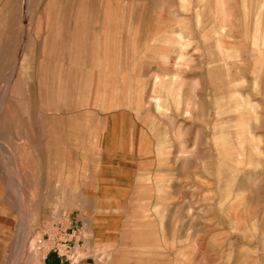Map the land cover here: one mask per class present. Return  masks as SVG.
Returning <instances> with one entry per match:
<instances>
[{"label":"rangeland","instance_id":"1","mask_svg":"<svg viewBox=\"0 0 264 264\" xmlns=\"http://www.w3.org/2000/svg\"><path fill=\"white\" fill-rule=\"evenodd\" d=\"M28 230L40 264H264V0H0V264Z\"/></svg>","mask_w":264,"mask_h":264},{"label":"bare ground","instance_id":"2","mask_svg":"<svg viewBox=\"0 0 264 264\" xmlns=\"http://www.w3.org/2000/svg\"><path fill=\"white\" fill-rule=\"evenodd\" d=\"M49 139V137H48ZM46 146V145H45ZM32 233L28 230V232L25 233V235L22 236L19 246L18 255L16 257V260L14 264H20L23 261L24 256L28 253L29 257L32 259V263L34 264H40V256L36 251L34 250V244L36 243L35 239H32ZM29 244V245H28ZM29 246V251H26V248ZM43 263V262H42Z\"/></svg>","mask_w":264,"mask_h":264}]
</instances>
